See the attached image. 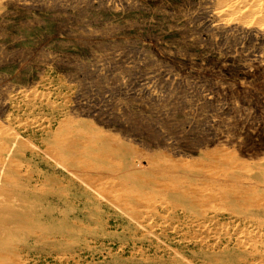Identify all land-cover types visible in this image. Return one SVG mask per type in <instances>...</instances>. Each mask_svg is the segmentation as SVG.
I'll return each instance as SVG.
<instances>
[{"label":"rangeland","instance_id":"rangeland-1","mask_svg":"<svg viewBox=\"0 0 264 264\" xmlns=\"http://www.w3.org/2000/svg\"><path fill=\"white\" fill-rule=\"evenodd\" d=\"M222 4L0 0L4 264H264V31Z\"/></svg>","mask_w":264,"mask_h":264},{"label":"bare ground","instance_id":"bare-ground-1","mask_svg":"<svg viewBox=\"0 0 264 264\" xmlns=\"http://www.w3.org/2000/svg\"><path fill=\"white\" fill-rule=\"evenodd\" d=\"M222 1V6H225V8H228V11L231 13H239V11H241L243 13V16L245 20H248L250 18H253L252 20H254V22L256 21V25L255 26H258L259 25V29L261 31H264V0H221ZM42 2V1H41ZM27 3V2H26ZM30 3V2H29ZM43 3V2H42ZM216 3V2H215ZM218 3V2H217ZM216 3V4H217ZM46 4V3H45ZM219 4H221V2L219 1ZM44 5V3H43ZM56 5V4H55ZM218 5V4H217ZM122 6V5H121ZM30 7V6H29ZM219 7V6H218ZM41 8V7H40ZM224 8V9H225ZM220 9V8H218ZM217 9V10H218ZM216 10V9H215ZM214 10V13L216 12ZM71 11V10H70ZM219 11L221 13V10H218L217 14L219 15ZM223 11V10H222ZM227 11V10H226ZM224 13V11H223ZM226 13V12H225ZM217 14H214L217 16ZM240 14V13H239ZM230 14H228L229 16ZM46 16V15H45ZM211 16V15H210ZM242 16V15H241ZM8 17V16H7ZM215 17V16H214ZM48 18V17H47ZM73 18V17H72ZM219 18V17H218ZM225 18H226V15H225ZM224 18V19H225ZM248 18V19H247ZM227 19V18H226ZM235 19H237V17H235ZM54 20V19H53ZM110 20V19H109ZM223 20V19H222ZM239 20V19H238ZM244 20V21H245ZM251 20V19H250ZM65 21V20H64ZM221 21V20H220ZM240 21V20H239ZM238 21V22H239ZM59 22V21H58ZM223 22V21H222ZM228 23H230L229 21H227ZM251 22V21H250ZM62 23V22H61ZM233 24V23H232ZM238 24V23H237ZM250 24V23H249ZM45 25V24H44ZM65 25V23H64ZM67 25V24H66ZM69 25V24H68ZM67 25V26H68ZM217 25V24H216ZM220 25V24H219ZM242 25V24H240ZM239 25V26H240ZM244 25V24H243ZM242 25V26H243ZM247 25V24H246ZM244 25V26H246ZM253 25V24H252ZM70 26V25H69ZM249 26V25H247ZM254 27V26H253ZM248 28V27H246ZM97 29V28H96ZM250 29V27H249ZM13 30V29H12ZM61 30V29H60ZM91 30V29H90ZM62 31V30H61ZM65 31V30H64ZM213 31V30H212ZM71 32V31H70ZM212 33V32H211ZM171 34V33H170ZM58 35V34H57ZM94 35H98V34H94ZM59 36V35H58ZM257 36V35H256ZM55 37V35H54ZM60 37V36H59ZM138 37V36H137ZM107 39V38H106ZM120 39V38H119ZM257 39V38H256ZM149 42V40H148ZM254 42V41H253ZM107 43V42H105ZM114 43V42H113ZM117 42H115L116 44ZM109 45V44H107ZM111 45V44H110ZM252 48V47H251ZM120 49V48H119ZM121 53V50L119 51ZM157 52V51H156ZM109 53V52H108ZM217 53V52H216ZM235 55V54H234ZM29 56V55H28ZM255 56V55H254ZM89 57V56H88ZM256 57V56H255ZM262 57V56H261ZM34 59V58H33ZM167 59V58H166ZM229 60V59H228ZM231 60V58H230ZM234 60V59H233ZM170 61V60H169ZM28 63V62H27ZM33 63V62H32ZM44 64V63H43ZM133 68V67H132ZM138 68V67H137ZM143 69V68H142ZM144 70V69H143ZM147 70V69H146ZM118 72V71H117ZM147 72V71H146ZM151 73V72H150ZM155 74V73H154ZM245 74V73H244ZM89 75V73H88ZM121 75V74H120ZM89 76H92V75H89ZM154 76V75H153ZM150 77V76H149ZM152 77V76H151ZM88 78V76H87ZM168 78V77H167ZM84 79H86L84 77ZM89 79H91V77H89ZM96 79V78H95ZM99 79V78H98ZM99 81V80H98ZM104 81V80H103ZM244 81V80H243ZM242 81V82H243ZM115 82V81H114ZM232 82V80H231ZM97 83V82H96ZM116 83V82H115ZM119 83V82H118ZM74 84V83H73ZM84 84V83H83ZM87 84V83H86ZM103 84V83H102ZM108 84V83H107ZM67 85V84H66ZM91 85V84H90ZM110 85V84H109ZM81 86V85H80ZM102 86V85H101ZM23 87V86H22ZM115 87V86H114ZM105 88V87H104ZM103 88V89H104ZM107 88V87H106ZM79 89V88H78ZM77 89V90H78ZM87 89V88H85ZM121 89V88H120ZM27 90V89H26ZM90 90V89H89ZM91 91V90H90ZM93 91V90H92ZM93 93V92H92ZM98 93V92H97ZM37 94V93H36ZM27 95V94H26ZM29 95V94H28ZM94 95V94H93ZM98 95V94H97ZM96 96V95H95ZM85 97V96H84ZM203 98V97H202ZM33 99V98H32ZM83 100V99H82ZM263 102V100H261ZM101 102V101H100ZM82 104V103H81ZM103 106V105H102ZM118 108V107H117ZM120 108V107H119ZM110 109V108H109ZM87 110V108H86ZM93 111V109L91 110ZM85 112V111H84ZM69 118V117H68ZM69 119H72V118H69ZM83 119V118H82ZM86 120V118H85ZM69 121V120H68ZM78 121V120H77ZM76 121V122H77ZM80 122V121H79ZM67 123V122H66ZM70 123V122H69ZM82 123V122H81ZM99 124V123H98ZM63 126V125H62ZM92 126V125H91ZM138 126V125H137ZM68 128V126H66ZM93 127H96V126H93ZM100 127V126H98ZM79 129V128H78ZM60 130V129H59ZM71 130V129H70ZM81 130V129H79ZM83 130V129H82ZM99 133V132H98ZM97 133V134H98ZM92 134V133H91ZM8 136V135H7ZM59 136V135H58ZM88 136V133L85 134V132H76V135H68L67 137H64V138H60L59 137L57 138L58 140L56 141L55 145H53L54 147L52 148L51 152H50V155L52 157V159L55 161L56 165H60L61 167L63 168H66L68 169L69 171L72 170V169H76V168H80L82 166H85L87 164H89V167L91 166V164L93 165L94 162H96L98 159H102L104 158L103 157V154L102 152L99 150L101 149L102 145H103V141L101 140H97L95 139V141L93 140H90L91 138H87ZM93 136V134H92ZM4 137V136H3ZM94 138V137H93ZM3 140V139H2ZM6 141V140H5ZM10 145V144H8ZM100 145V146H98ZM107 145V144H106ZM131 145V144H130ZM129 145V146H130ZM113 146V145H112ZM8 148L5 146L4 143H0V196H4L6 199L10 200V198H12L13 196V193H11L10 191L6 190L5 189V185L4 184H7L6 182H8V177L4 175V171L6 170L5 169V166H6V162H7V159L6 157L8 156V151H10L9 149L7 150ZM106 152V151H105ZM110 152V151H109ZM132 152V151H131ZM10 153V152H9ZM106 154V153H105ZM134 154V153H133ZM109 155V154H108ZM131 156H132V153H131ZM136 156V155H135ZM102 157V158H101ZM107 157V156H106ZM133 157V156H132ZM139 157V156H138ZM137 157V158H138ZM8 158V157H7ZM109 158V157H108ZM113 158V157H111ZM110 158V159H111ZM9 159V158H8ZM107 159V158H106ZM109 159V160H110ZM141 159V158H140ZM139 159V160H140ZM108 160V159H107ZM143 161V160H142ZM119 162V161H117ZM128 162V161H127ZM157 162V161H156ZM155 162V163H156ZM159 162V161H158ZM137 163V162H136ZM114 164V163H113ZM118 164V163H117ZM172 164V163H171ZM47 165H49V163H47ZM101 165V164H100ZM99 165V166H100ZM251 165V164H250ZM96 165H93V167H95ZM98 166V167H99ZM120 166V165H119ZM122 166V165H121ZM146 166V165H145ZM92 167V168H93ZM101 167V166H100ZM253 167V165L251 166ZM8 168V167H7ZM104 168V167H103ZM106 168V167H105ZM134 167H132L133 169ZM237 168V167H236ZM259 168V167H258ZM101 169V168H100ZM121 169V168H120ZM131 169V172L133 171ZM140 169V168H139ZM110 170V169H109ZM236 170V169H235ZM260 170V169H259ZM7 171V170H6ZM86 171V170H84ZM121 170H119L118 173H120ZM122 172V171H121ZM138 172V171H137ZM260 172V171H259ZM113 173V172H112ZM127 173V172H126ZM228 173V172H227ZM262 173V172H261ZM115 174V172H114ZM113 174V175H114ZM116 174V175H117ZM124 174V173H123ZM122 175V174H121ZM228 176V174H227ZM230 176V175H229ZM119 177V176H118ZM35 179V178H34ZM131 180V179H130ZM260 180V179H259ZM10 181V180H9ZM228 181V180H227ZM253 182V181H252ZM20 183V182H18ZM17 183V185H18ZM31 183V181H30ZM264 183V182H263ZM262 183V184H263ZM16 185V184H15ZM56 185V184H55ZM10 186V185H9ZM90 186V185H89ZM12 187V186H11ZM16 187V186H15ZM20 187V186H19ZM28 187H30V184H27L25 186V196L24 195H19V200L21 203H24V197L26 196H29L30 194V191L28 190ZM9 188V187H8ZM10 189V188H9ZM11 190V189H10ZM21 193V192H19ZM248 194V193H247ZM127 196V195H126ZM17 197V196H16ZM1 199V198H0ZM8 200H5V201H0V231L1 233H11L14 232L15 230H12V229H9V225H7V221L12 217L14 216V218H16V215L15 214H12L10 212V202ZM15 202V201H14ZM25 205V204H23ZM15 206V204H14ZM25 207V206H24ZM14 209V208H13ZM17 209V208H16ZM15 209V210H16ZM21 210V209H19ZM17 210V211H19ZM30 209H28L29 211ZM12 211V210H11ZM23 211V210H22ZM31 212V211H30ZM20 214H18L19 216ZM21 216V215H20ZM21 219V218H20ZM22 225H25L26 222L22 221L21 222ZM18 226V225H16ZM24 230L25 231H30L31 230V227L25 225L24 227ZM14 229V228H13ZM18 230V229H17ZM7 234V235H8ZM1 240V239H0ZM1 243V242H0ZM0 264H4V261H3V256L2 254H0Z\"/></svg>","mask_w":264,"mask_h":264}]
</instances>
